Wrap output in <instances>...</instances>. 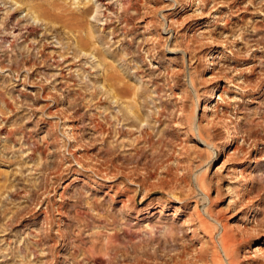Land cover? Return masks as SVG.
Returning a JSON list of instances; mask_svg holds the SVG:
<instances>
[{"label":"rangeland","instance_id":"1","mask_svg":"<svg viewBox=\"0 0 264 264\" xmlns=\"http://www.w3.org/2000/svg\"><path fill=\"white\" fill-rule=\"evenodd\" d=\"M0 264H264V0H0Z\"/></svg>","mask_w":264,"mask_h":264}]
</instances>
